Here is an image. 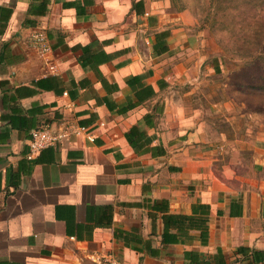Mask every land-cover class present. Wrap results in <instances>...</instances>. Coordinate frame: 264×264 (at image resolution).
I'll return each mask as SVG.
<instances>
[{"label":"crops","instance_id":"1","mask_svg":"<svg viewBox=\"0 0 264 264\" xmlns=\"http://www.w3.org/2000/svg\"><path fill=\"white\" fill-rule=\"evenodd\" d=\"M177 2L0 0V264H245L238 248L264 251V94L218 83ZM74 126L93 142L26 159L31 130Z\"/></svg>","mask_w":264,"mask_h":264},{"label":"rangeland","instance_id":"2","mask_svg":"<svg viewBox=\"0 0 264 264\" xmlns=\"http://www.w3.org/2000/svg\"><path fill=\"white\" fill-rule=\"evenodd\" d=\"M176 1V9L195 14L204 49L221 70L218 83L264 94V0Z\"/></svg>","mask_w":264,"mask_h":264},{"label":"built area","instance_id":"3","mask_svg":"<svg viewBox=\"0 0 264 264\" xmlns=\"http://www.w3.org/2000/svg\"><path fill=\"white\" fill-rule=\"evenodd\" d=\"M31 47H33L40 56L49 52V46L45 34L40 30H35L29 37ZM83 136L87 142H93V135L84 126H74L71 128L51 130L47 127H40L31 130L27 141V160L35 158L43 149L52 147L59 143L62 139L69 136ZM101 264H122L119 260L112 256H104Z\"/></svg>","mask_w":264,"mask_h":264},{"label":"trees","instance_id":"4","mask_svg":"<svg viewBox=\"0 0 264 264\" xmlns=\"http://www.w3.org/2000/svg\"><path fill=\"white\" fill-rule=\"evenodd\" d=\"M163 33L155 34L156 38H161ZM165 50L164 46L156 47V43H153L152 45V51L153 54L157 55L160 53H163ZM136 77H132L131 79L127 80L126 83L128 84L130 81L135 80ZM129 134H132V130L129 131ZM127 141L130 144V139L127 135ZM237 252L241 255L243 258V261H245V264H258L260 263L264 258V251H256V250H248L246 248H238Z\"/></svg>","mask_w":264,"mask_h":264}]
</instances>
